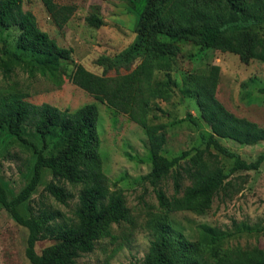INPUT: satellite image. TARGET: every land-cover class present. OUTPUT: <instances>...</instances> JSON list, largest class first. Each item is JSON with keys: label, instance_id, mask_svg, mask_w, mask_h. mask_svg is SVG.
<instances>
[{"label": "trees", "instance_id": "16d2710c", "mask_svg": "<svg viewBox=\"0 0 264 264\" xmlns=\"http://www.w3.org/2000/svg\"><path fill=\"white\" fill-rule=\"evenodd\" d=\"M40 1L58 28L75 10L72 3ZM87 20L101 24L93 14ZM263 25L264 0H144L134 26L136 37L117 55L128 71L105 76L87 70L80 63L74 64L69 75L72 83L96 100L126 113L145 132L151 168L144 178L155 186L163 214L149 224L151 239L138 264H264L261 249L222 251L220 243L230 235L229 231L202 224L201 239L189 241L172 227L168 217L173 210L207 208L217 192L234 187L230 177L233 172L258 169L264 162V152L247 161L218 140L229 138L240 144L264 141V125L235 115L216 97L219 66L211 64L205 70L189 73L183 82L184 92L195 99L200 117L210 129L208 135L200 134L205 146L198 148L185 163L178 162L180 156L167 158L161 153L166 126L161 122L150 123L148 119L153 101L168 100L173 95L170 76L166 74L165 79L156 80L154 67L159 57L179 51L177 41L232 52L244 63L250 59L264 62ZM0 28L17 31L13 47H0V69L4 75L20 67L30 76L39 73L52 78L60 63L70 58L71 49L59 46L39 28L33 13L22 8V0H0ZM134 58L138 61L131 67L128 61ZM97 117L93 102L71 110L47 102L37 104L20 93L0 97V127L30 145L35 153L32 174L15 196L9 198L0 182V204L27 229L25 256L29 264H78L77 258L92 251L96 241L110 233L112 224L129 221L121 189L110 188L102 170ZM24 125L33 127L42 137L50 128L58 127L67 133V140L54 153L45 154V143L37 147L22 135ZM219 154L232 161L226 171L219 162ZM43 168L49 169L52 176L44 188L58 202L66 203L70 197L60 182L78 186L71 216L59 220L58 213L48 209L37 212L30 209L27 216L19 212L18 205L29 199ZM168 176L173 181L170 196L156 187ZM183 176L190 183L182 188ZM41 239L52 242L36 252L35 243Z\"/></svg>", "mask_w": 264, "mask_h": 264}, {"label": "rangeland", "instance_id": "374dc122", "mask_svg": "<svg viewBox=\"0 0 264 264\" xmlns=\"http://www.w3.org/2000/svg\"><path fill=\"white\" fill-rule=\"evenodd\" d=\"M56 1L75 5L72 15L61 28L52 22L40 0H22V8L33 13L38 27L54 38L59 46L71 49L70 58L60 63L52 78L39 73L30 76L20 67H15L9 75H4L0 69V97L20 93L31 102H47L71 110L89 102L96 104L102 170L110 188L121 189L129 221L112 224L110 233L97 240L92 251L81 254L77 263L138 264L151 239L149 224L163 214L155 186L144 178L151 168L144 129L126 113L96 100L72 83L69 75L75 63L105 76L128 71L117 55L136 37L134 26L144 0ZM92 14L101 20V24L95 25L87 20ZM16 33L14 29L0 28V47H13ZM177 45L179 51L176 54L161 56L155 61V79H165L168 74L173 81V95L168 100L153 101L148 119L150 123L161 122L166 126V141L161 153L167 158L180 156L178 162L185 163L198 148L205 146L200 134L210 133L208 125L200 117L195 99L184 92L183 82L189 73L217 64L216 97L219 101L235 115L264 125V62L250 59L244 63L232 52L200 47L186 40L177 41ZM137 61L134 58L128 62L133 67ZM21 133L37 147L45 143V154L54 153L67 140V133L58 127L50 128L44 137L27 125L22 126ZM218 140L247 161L264 152V141L240 144L229 138L219 137ZM209 149L215 152L212 147ZM184 151L187 154L183 155ZM34 159L35 153L30 145L19 141L4 126L0 127V182L9 198L15 196L29 180ZM218 159L223 169L228 170L231 159L222 154ZM51 177L49 169L43 168L40 181L29 199L18 205L22 215L27 216L30 209L57 212L59 220L72 215L78 186L60 182L70 192L67 202L61 203L44 188ZM230 177L234 187L226 192H217L207 208L168 212L171 225L189 241L201 239L202 224L229 231L230 235L220 243L222 251L231 253L235 250L253 251L255 248L264 251V162L258 169L237 170ZM189 183V179L183 176L181 187ZM156 187L170 196L173 193L172 178L166 177ZM26 238V227L17 223L0 204V264H29L25 256ZM51 242L50 239L38 240L34 248L40 252Z\"/></svg>", "mask_w": 264, "mask_h": 264}]
</instances>
